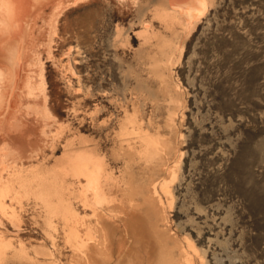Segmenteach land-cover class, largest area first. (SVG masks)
Returning a JSON list of instances; mask_svg holds the SVG:
<instances>
[{"label": "rangeland", "instance_id": "1", "mask_svg": "<svg viewBox=\"0 0 264 264\" xmlns=\"http://www.w3.org/2000/svg\"><path fill=\"white\" fill-rule=\"evenodd\" d=\"M93 1L65 11L62 0L11 4L18 31L7 39L18 44L29 26L21 78L43 96L29 104L45 103L50 117H25L16 141L0 129V171L17 161L58 174L68 143L100 145L115 189L96 206L123 229L112 264H264V0H209L190 30L156 16L170 0ZM44 130V163L7 156L9 143L28 156ZM146 134L166 146L154 161L140 157ZM8 204L0 264H83L62 215L34 196Z\"/></svg>", "mask_w": 264, "mask_h": 264}, {"label": "bare ground", "instance_id": "2", "mask_svg": "<svg viewBox=\"0 0 264 264\" xmlns=\"http://www.w3.org/2000/svg\"><path fill=\"white\" fill-rule=\"evenodd\" d=\"M92 1L93 0H62L61 3L64 5L65 11L71 4L76 5L78 3H89ZM133 1L140 5L143 0ZM13 2H18V0H0V28L3 30L2 37L0 36V129H6V135L10 136L9 138H11V140L16 141L17 135L22 136L23 132L29 127L28 122L24 120L25 117L29 119L34 116L37 119L40 117V119L45 120L50 117V112L45 103H43V106H38L37 109L33 108L31 105L32 103L29 104V100L33 103H38L37 100L41 99L43 96L40 97V95H35L34 92L29 90V85L24 84L21 78L24 62H26L29 57V26L22 34L18 44L17 42L12 43L7 39L13 38L18 31L13 21V19H15L13 12L16 9L15 6L11 5ZM208 6L209 0H170L168 8L158 10L155 14L167 24L168 28L180 26L184 30H190L192 24L205 14V10ZM17 8L20 7L17 6ZM6 22L8 23L7 27H5ZM149 28H146V30ZM16 48L21 51H19L20 53L17 56H14ZM43 100L45 102V99ZM136 123L137 122H134V124ZM136 127L137 126H134L135 129ZM121 133L122 135H126L128 133L127 128L123 127ZM46 137L47 133L44 130L41 132L40 137L35 135L31 138L33 140L29 148L28 156H24L20 151L10 147L11 143L7 146L6 154L14 160L23 161L24 159H29L31 162L41 161L44 163L48 156L46 153L48 139ZM140 137V157H144L148 161H154L159 157L162 148L166 147L161 139L151 137L148 134ZM127 144L131 146V143ZM72 145L73 144L70 142L67 145L68 147H66L68 150L65 157L60 161V165L62 166L58 174H56V170L47 169L44 165H41L40 168L28 170V168H25L24 163L19 165L17 161H13L8 169L5 167L7 170H9V168L12 169L10 172H7L8 175H6V171H0V185L2 187L0 188V213H6L10 200L17 199L19 196H34L44 202L49 210L51 208L53 214L62 215L64 224L69 227V232L66 229L69 233L68 239L69 241H73L75 246L80 249V259L83 264H112L114 255L113 237L116 232L114 230L123 231V229L115 224V222H109L110 220L108 217L110 215V208L108 211H101L96 206V203L108 200V197L114 194L115 188L113 180L115 181V177L109 172L105 158H101V156L97 155V150L100 145L98 146L95 144L93 150L89 149L86 142L81 143L82 146L79 150H75ZM136 150H138V148ZM161 186L163 190L165 184L164 187L163 185ZM157 187L158 184L155 183L153 187L154 190H157ZM127 189L128 188L125 190L127 191ZM164 190L168 193L167 189ZM117 192L119 193L120 191L117 190ZM76 194L81 205L85 209L90 210V218L87 219L84 217L87 213L83 216L75 211V207L73 208L71 199L72 196ZM131 195H133V193ZM122 200L125 201L121 198L120 202H122ZM129 206L130 205L127 207ZM131 207L132 203L130 208ZM130 208H128V210ZM120 221H123V225L125 226L124 229L129 234V232L132 231L129 225L132 219L128 220V218H126ZM1 222L2 219L0 216V223ZM110 225H112V228H110ZM52 236L53 235H51V238ZM65 236H67V234ZM123 238L124 237L119 238V254L123 253L125 250V241ZM172 263L174 264L176 262Z\"/></svg>", "mask_w": 264, "mask_h": 264}]
</instances>
